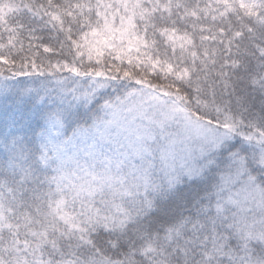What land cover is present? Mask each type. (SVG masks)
Segmentation results:
<instances>
[{"label": "snow or ice", "instance_id": "obj_1", "mask_svg": "<svg viewBox=\"0 0 264 264\" xmlns=\"http://www.w3.org/2000/svg\"><path fill=\"white\" fill-rule=\"evenodd\" d=\"M0 264H264V0H0Z\"/></svg>", "mask_w": 264, "mask_h": 264}]
</instances>
